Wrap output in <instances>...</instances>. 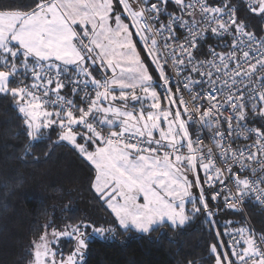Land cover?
<instances>
[{"label":"snow or ice","instance_id":"6c2138e0","mask_svg":"<svg viewBox=\"0 0 264 264\" xmlns=\"http://www.w3.org/2000/svg\"><path fill=\"white\" fill-rule=\"evenodd\" d=\"M255 17L264 0H0V99L22 122L24 157L37 143L70 148L112 216L49 221L26 264H85L93 234L176 231L197 217L208 264H264V228L218 219L264 206Z\"/></svg>","mask_w":264,"mask_h":264},{"label":"trees","instance_id":"16d2710c","mask_svg":"<svg viewBox=\"0 0 264 264\" xmlns=\"http://www.w3.org/2000/svg\"><path fill=\"white\" fill-rule=\"evenodd\" d=\"M249 23L257 31L264 29L260 17ZM27 143L22 122L9 101L0 99V264H26L30 242L49 221L62 225L89 219L99 225L112 220L89 188L88 169L70 148L37 143L33 155L24 157ZM247 209L256 230L264 228L258 205L248 203ZM218 219L242 221L231 212ZM211 239L200 217L176 231L164 227L145 235L118 230L115 238L89 239L85 264H208Z\"/></svg>","mask_w":264,"mask_h":264},{"label":"built area","instance_id":"2783aa9c","mask_svg":"<svg viewBox=\"0 0 264 264\" xmlns=\"http://www.w3.org/2000/svg\"><path fill=\"white\" fill-rule=\"evenodd\" d=\"M247 204L244 205V208H243L242 212H239V213H236V214H238L241 217L242 222L245 223L246 226H250V227H252L253 229L256 230L254 222L251 220L249 210L247 209ZM258 208L260 210H262L263 213H264V206L258 205Z\"/></svg>","mask_w":264,"mask_h":264},{"label":"rangeland","instance_id":"374dc122","mask_svg":"<svg viewBox=\"0 0 264 264\" xmlns=\"http://www.w3.org/2000/svg\"><path fill=\"white\" fill-rule=\"evenodd\" d=\"M93 236H96V237L101 238V239H105V238L100 237V236L95 235V234H93L92 236H90V238L93 237ZM90 238H89V239H90ZM66 242H69V240H68V239H64V240L61 241V244H60V248H61L65 253H67V251H69V250L71 249V247L73 246V245L71 244V245H70V248H68V246H67V248H66V246L64 245ZM29 251H30V246H29Z\"/></svg>","mask_w":264,"mask_h":264}]
</instances>
